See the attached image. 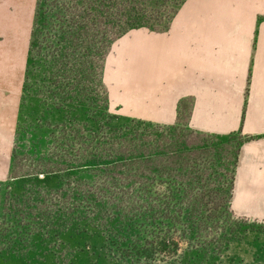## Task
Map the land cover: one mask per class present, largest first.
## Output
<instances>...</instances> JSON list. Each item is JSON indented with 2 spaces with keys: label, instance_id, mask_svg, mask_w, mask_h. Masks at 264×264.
<instances>
[{
  "label": "trees",
  "instance_id": "16d2710c",
  "mask_svg": "<svg viewBox=\"0 0 264 264\" xmlns=\"http://www.w3.org/2000/svg\"><path fill=\"white\" fill-rule=\"evenodd\" d=\"M149 1L154 0L118 1L122 16L136 17L128 27H146L141 10ZM45 4L46 0L36 3L25 87L39 55L42 74H54L61 83L81 75L80 64H87L90 55L88 29L100 30L103 23L100 15L93 16L90 25L87 17L67 10L54 18L42 13ZM113 117L111 122H100V127L86 121L87 130L82 125L69 126L62 139L65 144L50 155L58 160L55 170L45 173L44 179L37 176L31 190L16 195L26 233L53 231L61 236L80 232L91 240L87 243L92 252L85 253L94 256L97 264H153L157 257L166 264H207L221 250L228 231L222 232L217 219L221 202H211L201 192L200 166L188 163L192 157L197 161L201 149L189 144L165 145L162 139L141 131H128ZM16 143L15 137V148ZM34 146L42 151L39 143ZM181 160L184 163L179 164ZM234 189L233 181L217 193L227 208L233 205ZM210 235L213 238L207 239ZM23 243L28 246L31 240L23 238Z\"/></svg>",
  "mask_w": 264,
  "mask_h": 264
},
{
  "label": "crops",
  "instance_id": "0c3cea01",
  "mask_svg": "<svg viewBox=\"0 0 264 264\" xmlns=\"http://www.w3.org/2000/svg\"><path fill=\"white\" fill-rule=\"evenodd\" d=\"M36 1L0 0V179L13 157ZM117 44L111 96L126 111L166 125L187 111L193 130L253 137L240 151L233 207L264 219V0H186L166 31L133 30Z\"/></svg>",
  "mask_w": 264,
  "mask_h": 264
},
{
  "label": "rangeland",
  "instance_id": "374dc122",
  "mask_svg": "<svg viewBox=\"0 0 264 264\" xmlns=\"http://www.w3.org/2000/svg\"><path fill=\"white\" fill-rule=\"evenodd\" d=\"M118 1L46 0L42 8V13L54 18L57 15L64 16L66 10L78 13L87 17L90 25L93 16L100 15L99 19L103 23L100 30L92 32V29H88L90 55L87 64H80L83 69L81 75H72L69 80L61 83L50 72L42 74L38 68L42 58L39 55L34 59L28 86L25 87L23 82L16 130L17 145L13 149L12 167L10 165L12 175L9 169L8 176L0 179V264H97L94 256L87 257L85 253L92 252L87 243L91 240L80 232L68 231L61 236L53 231L47 235L32 232L31 236L30 232L26 233L20 214L22 207L16 204L15 197L23 196L31 190V182L37 176L44 179L45 173L55 170L53 168L58 160L52 159L50 155L57 153L54 149L59 148V144H65L62 139L66 137L64 132L69 126L77 124L84 127V122L90 121L92 125L95 121L94 124L100 127V122H111L112 116L115 117L112 120L120 122L118 125L128 131H141L162 139L165 145L189 144L201 149L197 161L192 157L188 163L194 162L200 166L203 174L199 182L201 192L204 190L207 200L221 202L222 208L217 219L223 228L222 232L228 231L221 250L215 252L207 264H264V219L241 215L233 205L227 208L226 201H220V196L216 197L217 193L228 189L233 181L235 183L237 153L253 137L242 130L228 135L193 130L188 124L187 111L173 125L143 120L126 111L111 96L116 77L109 73L108 66L117 50L118 41L133 30L166 31L174 19V11L184 0H154L145 3L141 13L146 27L139 29L128 27V24L133 25L131 20L136 17L122 16V11L117 10L121 8ZM34 8L31 32L35 19ZM90 125L88 128H91ZM37 143L42 146L41 152L34 149ZM180 163L184 162L181 160ZM214 235L207 236V239H212ZM23 238H29L31 243L25 246ZM183 248L185 245L179 253H182ZM153 264L166 263L159 262L157 257Z\"/></svg>",
  "mask_w": 264,
  "mask_h": 264
}]
</instances>
